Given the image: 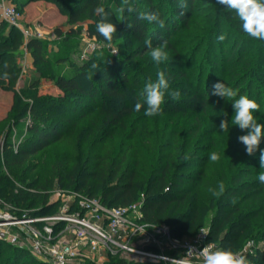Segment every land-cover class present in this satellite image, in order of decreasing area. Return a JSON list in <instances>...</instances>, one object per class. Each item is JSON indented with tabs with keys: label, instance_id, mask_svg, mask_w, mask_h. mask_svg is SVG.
Here are the masks:
<instances>
[{
	"label": "trees",
	"instance_id": "trees-1",
	"mask_svg": "<svg viewBox=\"0 0 264 264\" xmlns=\"http://www.w3.org/2000/svg\"><path fill=\"white\" fill-rule=\"evenodd\" d=\"M103 1L77 0L70 11L62 10L70 28L64 34L56 27L55 34L64 39L77 36L80 30L75 28V23L91 18L94 23L88 35L107 42L96 30L100 17L94 14V8L103 5ZM144 1L147 6L142 11L158 13L164 27L140 20L136 13L109 14L110 22L117 28L111 42L132 34L141 42L144 52L149 51L144 43L146 39H151L153 47L167 42L165 51L169 60L159 65L150 55L132 66L134 54L125 58L113 55L110 63L99 66L97 81L89 78L83 85L79 78L86 76V66L73 65L61 53L47 55L40 38L26 40L33 64L42 77L53 81L62 96L47 99L33 91L26 94L27 101L17 99L16 109L10 115L18 119L29 114L32 124L16 151L5 144L4 166L19 168L37 149L49 145L61 134L72 133L74 124L64 132V122L69 124L74 117L76 123L81 118L87 122L77 131L78 140L71 151L49 168L39 166L32 180L20 177L19 184H13L11 180H3L6 176L0 173V199L16 208H37V202L45 208L50 191L58 186L97 197L107 206H127L139 200L142 219L152 225H167L173 237H189L207 227V240L234 252L251 240L261 241L247 257L251 264H264V184L257 179L264 171L259 160L264 137L256 153L248 155L238 139L247 130L231 124L232 101L212 95L213 85L223 82L238 91L236 99L247 95L264 109V40L244 33L236 13L217 0L207 2V10L199 14L194 4L197 0H186V9L179 7L181 0ZM56 3L61 8L64 2L56 0ZM181 29L183 34L171 39ZM222 31L226 36L224 45L230 39L232 42L228 48H222L223 56H220L221 49L213 37H219ZM23 43L21 31L10 25L8 34L0 40L1 85L5 81L10 85L16 82L19 67L15 55ZM253 47L257 53H249ZM201 51L213 66L221 64L220 74L204 77V62L198 60ZM5 61L9 64L7 69L3 67ZM66 61L71 73L57 74L53 65ZM5 71L10 75L8 80L2 78ZM158 71L165 72L169 91L179 90L181 95L174 101L166 94L162 113L148 117L144 115L146 105L139 111L134 106L142 99L140 94L146 82L156 81ZM51 101L60 107L70 103L68 114L57 113L49 118L48 113L56 109L42 105ZM254 115L258 123L264 124V110ZM223 119L229 121L228 132L219 127ZM213 151L221 157L215 163L208 158ZM185 155L190 159L185 160ZM221 181L226 190L215 197L209 189H218ZM113 263L162 264L128 263L123 258ZM0 264L51 263L33 257L27 248L0 239Z\"/></svg>",
	"mask_w": 264,
	"mask_h": 264
},
{
	"label": "rangeland",
	"instance_id": "rangeland-1",
	"mask_svg": "<svg viewBox=\"0 0 264 264\" xmlns=\"http://www.w3.org/2000/svg\"><path fill=\"white\" fill-rule=\"evenodd\" d=\"M8 3L15 6L19 12L21 13V22L27 27L33 28L38 27L42 31V36L40 39L43 41V46L45 48V53L49 56H53L56 53H61L67 56L68 60L73 63V65H84L86 66V76L80 77L79 81L81 84H86L88 82L89 77L97 81L100 76L99 66L103 63H110L111 56H116V58H125V56L129 54H134L135 57L133 61H131V66L133 64H138L142 61V57L149 55V51L144 52V48L140 41L136 39L132 34H125L119 40L115 42H103L97 40L95 37H91L88 35L89 28L94 23L91 18H83L82 20L75 23V28L79 29V33L77 36L63 38V36H59L55 34V28L59 27L62 33H66L69 30L70 26L67 23V15L63 12L70 11L73 7V4H77V0H63L64 3H61L60 6L57 5L56 0H7ZM62 1V0H60ZM210 2V0H197L194 4L198 7V11L196 14L203 13L206 11V3ZM131 3L136 5L140 11L143 10L147 6L144 0H131ZM105 6L106 11L109 14H115L120 16L119 9L122 7V0H105L102 2ZM64 10V11H62ZM198 21V20H197ZM196 21V22H197ZM0 40L8 34V30L10 25L1 18V10H0ZM184 29L176 31L171 36V39H174L180 35H182ZM221 34H224L222 31ZM220 34V35H221ZM215 42L218 43L217 46L221 49L219 55L223 56L222 48H228L231 44L232 40L228 41V44L224 45V41L220 42L218 40V36L213 37ZM24 43L21 45L20 49L17 51L15 55L16 63L18 64V78L14 85H10L9 81H5L3 85L0 84V173L4 174L6 178L3 180H11L13 184H19L20 177L22 180L29 181L32 180L37 174L39 166L43 165L45 168H49L54 161H58L64 158L69 151H71L72 146L78 140L77 134L79 130H81L85 124L86 120L81 118V122H74L75 115L72 117V121L63 125V131H67L72 129L73 131L69 134H61L58 138H56L52 143L46 145L45 147L37 149L35 152L30 154L23 164V166L19 168L9 169L4 166V161L6 157L4 156V146L5 144H9V148L12 151H16L18 144L24 140V138L28 135L27 128L32 124V119L29 114L24 115L21 118L13 119L12 115H10L12 109H16V101L17 99L22 100L23 102L28 99L25 97L27 93L36 91L40 97L44 98H59L62 96V93L54 86L53 81L48 80L45 77H42V73L35 67L33 64V58L30 51L26 48L25 43L26 39L23 37ZM145 41V40H144ZM251 52H256V48H251ZM257 53V52H256ZM259 53V52H258ZM203 52L201 51L198 54V60L204 62L203 72L204 77L208 76V74H212V76H217L222 72L223 68L219 63L218 66H213L212 61L208 58H204ZM202 57V58H200ZM205 59V60H203ZM67 60V61H68ZM63 62L60 64L53 65V68L56 70L57 74H65L68 75L71 73V68L68 66V62ZM219 62V61H218ZM96 64L98 67L96 69L92 68V64ZM223 64V63H222ZM213 68V69H212ZM217 68V69H216ZM33 85V83H35ZM25 91V92H24ZM44 108H52V110L56 109L54 112L48 113V117L56 116L60 114L61 116H65L68 114V107H71L70 103H65L64 107H60L56 105L54 102H46L42 105ZM260 110H264L260 107ZM77 112V111H76ZM58 113V114H57ZM83 120V121H82ZM85 120V121H84ZM68 191V190H67ZM52 198V199H51ZM61 195L57 192H50L49 200L51 201L50 205H41L40 202H37V213L39 214H53L58 209L59 199ZM59 200V201H58ZM5 204L8 206L5 202ZM3 204L0 205L2 208H7V206ZM42 206V207H41ZM36 208V209H37ZM42 208V209H41ZM42 210L41 212H39ZM43 222L38 223L36 225L37 229L43 226ZM47 224V223H46ZM61 225V226H60ZM64 224H57L58 227H62ZM56 227V226H55ZM56 228V230H57ZM207 227H203L201 229H206ZM200 229V230H201ZM198 230V231H200ZM18 231L14 228H9L6 236L12 234H21L17 233ZM58 232V231H57ZM56 232V233H57ZM54 234V233H53ZM196 234V233H195ZM194 234V235H195ZM43 235V234H42ZM47 235V232H45ZM56 235V234H54ZM53 235V236H54ZM71 236V228L70 231L68 229V234L66 238ZM193 236V235H192ZM58 239V238H55ZM5 241V240H4ZM28 246H30V240H24ZM8 242V241H7ZM257 244H261V241H254L253 247ZM250 245L245 244L240 250L244 247L246 249L249 248ZM239 250V251H240ZM106 254V253H105ZM247 257V255H246ZM123 258L128 263L134 262H146L142 261L139 257L131 254H124L122 252L109 253L102 256V259L98 260L96 258H86V261L89 264H115L117 260ZM248 258V257H247ZM42 260V259H38ZM44 261V260H42Z\"/></svg>",
	"mask_w": 264,
	"mask_h": 264
},
{
	"label": "built area",
	"instance_id": "built-area-1",
	"mask_svg": "<svg viewBox=\"0 0 264 264\" xmlns=\"http://www.w3.org/2000/svg\"><path fill=\"white\" fill-rule=\"evenodd\" d=\"M0 10L1 18L17 27L26 40L42 36L37 26L30 28L21 22V13L7 0H0ZM54 191L61 198L53 214H39L38 208L7 206L0 199V205L7 206L5 209L0 207V239L27 248L33 257L51 264H89L86 258L100 260L102 256L118 251L133 254L146 262L203 264V257L198 254L200 250L208 244L213 250L220 248L217 242L206 239L207 229H201L193 236L176 238L167 225L149 224L142 219L139 200L127 206H107L99 198L78 191H67L58 186L50 192ZM41 222L43 226L37 229L36 225ZM57 224L64 225L57 228ZM11 227L24 235L6 236ZM70 228L71 236L66 238ZM24 240H30V246ZM253 244V240L249 241V248L244 247L238 252L245 256L253 253L260 246L253 247Z\"/></svg>",
	"mask_w": 264,
	"mask_h": 264
},
{
	"label": "clouds",
	"instance_id": "clouds-1",
	"mask_svg": "<svg viewBox=\"0 0 264 264\" xmlns=\"http://www.w3.org/2000/svg\"><path fill=\"white\" fill-rule=\"evenodd\" d=\"M217 3L226 6L229 11L236 13L237 17L242 21V31L249 37L256 40H264V0H217ZM179 7L186 9L188 7L186 0H181ZM119 11L120 13H124L125 11L129 14L136 13L138 19L146 21L149 24L159 23L160 27H164V22L160 20L158 13L139 11L131 3V0H122V7ZM94 14L100 17L96 25L97 32L110 43L113 35L117 31L116 25L110 22L109 13L103 5H97L94 8ZM127 26L129 28L132 27L131 24H127ZM225 39L226 36L224 34L218 37L220 42H223ZM144 43L149 49V55L154 63L159 65L169 60L168 52L165 51L167 42L156 47H153L151 39H146ZM3 67L4 69L9 68L7 61L4 62ZM97 67L95 63L92 64L93 69ZM2 78L5 80L10 79L9 73L5 71ZM169 88L170 84L165 72L158 71L155 82L151 79L146 82L143 92L140 94L142 99L138 100L135 104L134 110L139 111L146 105L145 116L152 117L161 114L166 94L170 95L174 101L179 100L181 95L179 90L169 91ZM212 95L232 101L234 114L231 119V124L238 126L241 130H247V134L239 136L238 139L245 146L246 153L250 156L254 155L259 148L262 137H264V124L258 123L254 115L255 112L260 110V105L247 95H239V98L236 99L238 91L226 86L223 82H217L213 85ZM223 115L227 117L226 112ZM219 127L223 132H228L229 121L227 119L221 120ZM208 158L210 162L215 163L221 157L218 152L213 151L209 153ZM184 159L188 160L190 156L185 155ZM259 160L260 168L264 169V150L260 151ZM257 179L261 184H264V171L258 174ZM225 190L223 181L219 182L218 189H209L215 197L223 195ZM232 202L235 203V200L233 199ZM198 254L203 257V264H251V261L241 252H234L231 249L223 248L213 250L210 244L200 250Z\"/></svg>",
	"mask_w": 264,
	"mask_h": 264
}]
</instances>
